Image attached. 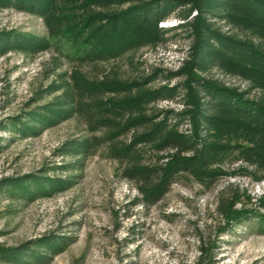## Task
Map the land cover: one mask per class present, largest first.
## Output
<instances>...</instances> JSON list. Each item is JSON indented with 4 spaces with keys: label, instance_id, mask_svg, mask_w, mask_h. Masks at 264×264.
Wrapping results in <instances>:
<instances>
[{
    "label": "rangeland",
    "instance_id": "374dc122",
    "mask_svg": "<svg viewBox=\"0 0 264 264\" xmlns=\"http://www.w3.org/2000/svg\"><path fill=\"white\" fill-rule=\"evenodd\" d=\"M178 12L163 25L183 22ZM0 29L48 36L41 17L14 8H0ZM193 40L171 33L164 44L84 64L55 48L37 54L13 50L0 56V184L32 174L69 181L46 196L28 190L0 191V255L33 240L60 236L67 239L64 251L33 264H264V180L249 173L252 167L227 162L225 167L234 173L209 188L182 177L163 200L146 207L134 204L137 189L121 176L120 163L107 145L83 154L74 149L73 142L93 134L77 98L70 116L48 125L38 120L48 108H72L62 103L73 75L82 74L91 82H119L138 81L154 68L178 70L190 58ZM202 75L250 92L251 99L264 98V92L252 90L246 80L217 68ZM182 80L177 77L172 83ZM162 83L159 79L150 86ZM55 86L61 89L50 93ZM112 98L114 94L108 93L103 100ZM170 107L182 105L179 100L150 105ZM17 121L33 130L27 128L23 134L18 124H12ZM189 127L187 122L182 129ZM69 147L73 149L68 152ZM232 197L240 199L233 211L248 210L240 221L229 220L219 208L221 200ZM34 248L31 254L42 257L41 245ZM0 264L23 263L0 260Z\"/></svg>",
    "mask_w": 264,
    "mask_h": 264
},
{
    "label": "trees",
    "instance_id": "16d2710c",
    "mask_svg": "<svg viewBox=\"0 0 264 264\" xmlns=\"http://www.w3.org/2000/svg\"><path fill=\"white\" fill-rule=\"evenodd\" d=\"M125 4L129 6L123 8ZM0 8L37 15L48 31L44 37L0 29V56L13 50L37 54L55 48L84 64L164 44L171 33L193 37L190 58L178 70L154 68L138 81L119 82H91L75 74L62 103L72 108L51 107L38 114L41 123L55 124L70 116L76 103L93 134L73 142L74 149L83 154L107 145L120 163L121 176L137 189L134 204L156 205L185 176L212 187L234 173L225 167L232 161L252 167L249 173L264 180V98L251 99L250 92L202 75L217 68L264 92V0H0ZM176 11L183 22L163 25ZM177 77L184 80L172 83ZM159 79L164 83L150 86ZM60 89L55 86L50 93ZM108 93L114 98L103 100ZM75 98L79 102L73 103ZM176 100L181 109L150 108L159 101ZM187 122L190 127L182 129ZM12 124H18L23 134L27 128L33 130L21 121ZM68 184L62 177L32 174L4 180L0 191L28 190L46 196ZM239 200L232 197L219 203L229 220L248 215V210L233 211ZM66 240L46 236L2 251L0 260L33 264L64 251ZM37 245L42 257L31 254Z\"/></svg>",
    "mask_w": 264,
    "mask_h": 264
}]
</instances>
